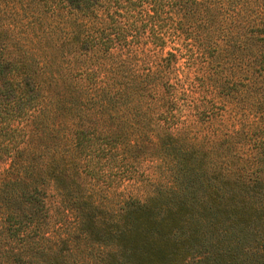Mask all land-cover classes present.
<instances>
[{
    "label": "trees",
    "instance_id": "obj_1",
    "mask_svg": "<svg viewBox=\"0 0 264 264\" xmlns=\"http://www.w3.org/2000/svg\"><path fill=\"white\" fill-rule=\"evenodd\" d=\"M38 2L32 15L42 26L28 28L27 61L14 56L7 67L0 63V106L4 100L11 105L3 122L20 108L28 123L19 157L6 149L0 134V162L10 157L0 201L10 208L6 221L17 230L21 223L28 231L35 222L40 226L36 238L28 234L13 250V264L40 258L34 251L47 239L51 195L80 226L88 225L81 239L102 230L113 239V247L101 251L105 264H264V148L257 144L231 153L218 149L214 137L208 146L198 133L192 136L214 122L199 119L209 101L203 97L199 108L205 88L213 101L233 106L241 128L231 130L229 140L254 143L262 137L264 0ZM38 57L46 67L35 68ZM76 70L80 78L73 77ZM185 92L192 98L188 125L158 117ZM98 134L102 143L94 142ZM235 154L241 161L236 165ZM142 158L162 164L173 184H156L157 191L144 200L123 198L115 220L101 217L87 224L91 211L109 210L95 199L96 162ZM194 189L202 196L194 197ZM233 194L239 196L232 199ZM232 227L239 232L227 245L204 247L215 243L209 239L214 233L229 235ZM18 235L14 230L12 236ZM245 235L251 239L247 244ZM109 239L102 240L109 244ZM49 244L42 248V262L53 258L58 264L62 250ZM26 246L32 254H24ZM65 250L62 264H76L68 258L73 250ZM201 254L206 262L197 258Z\"/></svg>",
    "mask_w": 264,
    "mask_h": 264
},
{
    "label": "rangeland",
    "instance_id": "obj_2",
    "mask_svg": "<svg viewBox=\"0 0 264 264\" xmlns=\"http://www.w3.org/2000/svg\"><path fill=\"white\" fill-rule=\"evenodd\" d=\"M38 0H0V63L1 66L7 67V63L10 58L16 56V59L27 61L25 54V42L28 38V28L34 27L40 29L42 24L37 18L32 15L33 8L38 5ZM45 19V18H44ZM43 19V20H44ZM37 22V23H36ZM35 23V24H34ZM51 24L54 25L53 22ZM55 26V25H54ZM52 42H55V29L52 27ZM54 58L59 61L60 56L53 55ZM133 58V57H132ZM135 61V58L132 59V62ZM53 63V62H52ZM53 64H56L55 62ZM23 66V65H22ZM35 68H44L47 65L42 62V58L38 57L37 63L34 64ZM80 70H76L73 73L74 78H80ZM123 74V72H122ZM4 87L7 86L6 81L2 82ZM3 91L4 88H3ZM200 102H198L199 108L201 102L203 103V97L205 100H209L205 110L200 111L199 119H208L213 118L214 122L212 125L204 124L201 126L196 133L191 130H187L186 133L190 134L192 132V136L198 135L201 138L203 144L210 146V142L215 138V145L218 149L222 147H226L229 152H245L251 148H255L257 144L261 148H264V133L258 142L253 143L249 139H242L239 137H234L233 140H229L227 137L231 130H235L237 128H241L239 122H237V117L233 111V106L230 105L229 102L223 101H213L210 97L212 92L209 89H200ZM227 90H223L222 92H226ZM206 96V97H205ZM192 98L189 97V93L185 92L184 94H179L177 97V101L173 104H170L169 109L170 112H161L158 117H167L171 116V120L173 123H177L178 126H185L189 123L185 122L184 119L190 116V110L192 109L191 105ZM240 101V99H239ZM91 102V101H90ZM90 102H88L90 104ZM241 105L245 106L247 100H244V97L241 99ZM11 105L7 102L2 103L0 106L1 115L0 117V134L5 136V143L7 150L15 151V155L17 157L21 156L20 152L24 151L27 141V130L28 123L23 115L22 109H18V112L11 113L6 116L9 118L7 122H3L4 113L10 110ZM202 112V113H201ZM13 114L16 115L13 117ZM192 114H198L196 111H193ZM19 116V117H18ZM12 119V120H11ZM15 119V120H14ZM2 120V121H1ZM90 119L88 122H91ZM3 122V123H2ZM102 122L99 121L101 125ZM102 128V126H100ZM92 131V130H91ZM199 131V132H198ZM99 132V131H98ZM101 133V132H99ZM95 135V134H94ZM239 136H244L243 134H238ZM94 142H103V136L98 134L94 136ZM210 139V140H209ZM242 142V143H241ZM221 153V150H217V156ZM100 156L104 157L106 155V151H99ZM238 154H235V157ZM7 163H2L5 159H2L0 162V188H3L7 185L6 181L7 176L9 174L8 167L10 162V157L6 156ZM241 161L236 157L233 164H238ZM97 163V172L96 181L94 182L93 190L95 192V199L99 200L100 203L104 204V208L109 210L103 211V216L99 211H91L90 214L87 215V224H89L90 219L101 220V217L108 218L109 220H115L116 212L119 210L120 202L123 198H136L139 200H144L149 195H152L153 192H156V184L163 183L168 185H172L171 182L173 179L170 178L169 172L163 167L162 164H158L157 161H153L151 158L139 159L133 162H124V161H116L114 164H108L103 159L101 162ZM213 186V184H210ZM9 188V187H8ZM236 190V186H233V191ZM194 197H201L202 193L199 190L194 189ZM232 192V191H231ZM261 192L257 193V196H261ZM239 194H233L232 199L238 197ZM248 199V198H247ZM231 200V199H228ZM254 200V199H253ZM50 201V216L47 218L46 227L44 228L45 235L47 237L46 240H42L38 242L35 247H38V250L34 251V254L40 257L38 260H35L33 264H55L54 259L49 260L51 262L44 261L42 262L41 254L42 248L52 247V244L49 242H55V248L58 250H62L59 254H63L61 258L57 261L58 264L63 263V256L65 255V249L69 248L73 250L72 257H68L71 261L76 264H105L108 262V259H105L102 252L107 250L108 248H112L115 242L113 239H109L107 237V232L99 231L98 233H93L91 238L85 240L81 239L80 236L83 235L85 230H89L88 225L80 226L77 218L70 214V212L65 211L63 204L58 200H56L52 195L49 198ZM59 202V203H58ZM252 202V200H249ZM10 208L7 206V203L2 204L0 201V264H13L12 260L16 259L14 254V249L20 248L23 238L27 237L28 234L31 236H38V231L40 230V226L36 224L34 227L28 231L26 229L25 223H21V227L17 230V227L12 226V222L6 221V218L10 215ZM102 212V211H101ZM101 216H97L98 214ZM22 214V213H21ZM23 215V214H22ZM112 216V217H110ZM23 217V216H22ZM215 221V222H214ZM212 221L214 226L216 227L217 220ZM234 223H238L235 221ZM220 223H218L219 225ZM228 224V223H227ZM225 224V225H227ZM224 225V226H225ZM217 228V227H216ZM232 227L230 229L229 235L213 234L209 239L214 241L215 243H211L204 247L212 248L214 245H227V242L232 238L233 232L237 234L239 231L235 230ZM16 230L18 232V237L14 238L12 233ZM235 230V231H234ZM220 232V231H219ZM40 234V232H39ZM40 239V238H39ZM102 239H109L111 242L109 244L104 243ZM41 240V239H40ZM97 240H100L97 241ZM248 236L245 235L244 243L247 244ZM207 243V240L203 242V244ZM199 244V243H198ZM196 244V246H200ZM57 245V246H56ZM116 247V246H115ZM202 247V248H204ZM29 247H24V254H32L31 251H28ZM102 251V252H101ZM23 253V252H21ZM197 258H201L203 262L204 254L197 256ZM15 264H18L15 262ZM21 264H30L28 262H21Z\"/></svg>",
    "mask_w": 264,
    "mask_h": 264
}]
</instances>
